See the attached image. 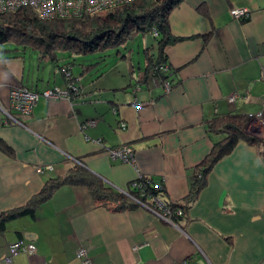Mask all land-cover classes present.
Returning <instances> with one entry per match:
<instances>
[{
    "label": "crops",
    "instance_id": "obj_1",
    "mask_svg": "<svg viewBox=\"0 0 264 264\" xmlns=\"http://www.w3.org/2000/svg\"><path fill=\"white\" fill-rule=\"evenodd\" d=\"M231 8L247 9L248 17L232 18ZM168 22L173 35L193 36L165 49L169 90L141 79L143 69L125 59L107 77L101 67L85 70L78 95L40 99L29 116L15 115L22 125L4 122L10 89L64 88V78L39 57L27 69L21 56L0 54V142L10 148L0 147V215L24 207L76 164L123 192L149 178L161 183L164 199L182 203L221 137L205 121L264 111V0H184ZM231 93L238 95L232 102ZM88 120L94 125L81 129ZM120 145L132 148L134 163L106 154ZM20 239L35 252L11 255L9 245ZM80 248L90 264H264V150L239 141L173 223L141 205L116 210L93 201L84 186L63 185L33 216L0 229V264H82Z\"/></svg>",
    "mask_w": 264,
    "mask_h": 264
},
{
    "label": "trees",
    "instance_id": "obj_2",
    "mask_svg": "<svg viewBox=\"0 0 264 264\" xmlns=\"http://www.w3.org/2000/svg\"><path fill=\"white\" fill-rule=\"evenodd\" d=\"M184 0H136L108 12L81 18H41L35 9L22 6L14 11L0 13V43H11L15 46L29 47L38 53V57L49 60L57 65V53L69 51L74 54L104 52L118 48L137 35H146L156 30V50L150 53L153 46L146 47L144 53V68L140 78L144 81L149 77L161 84L172 74L167 63L165 49L178 41L191 37L175 36L170 31L168 17L170 12ZM243 19V18H241ZM120 53L119 50H117ZM121 59L130 62V55H120ZM93 65H83L80 75ZM72 63L59 66L60 71L70 67L72 77L78 75L72 71ZM167 64L169 71H155L159 66ZM129 65H131L129 63ZM132 66V65H131ZM62 74V73H61ZM62 77L64 78L63 74ZM67 88V79L64 78ZM171 86V83H170ZM63 89V88H62ZM32 90V89H30ZM208 130L221 134L210 152L196 167L191 176L188 195L182 203L170 202L164 199V190H157L155 182L146 177H138L129 184L126 191L115 189L92 175L82 165L71 167L66 175L50 178L38 194L33 196L24 207L0 215V229L4 222L18 216L34 215L35 209L48 200L57 188L63 185L84 186L91 198L102 205H112L116 210L131 209L145 203L148 197H156L165 202L171 210L181 209L182 213L195 200L206 182V176L212 166L222 157L230 153L239 141L260 146L264 150V138L254 136L246 131L248 116L242 114L215 115L205 121ZM0 147L9 151L10 148L0 142ZM133 184H136L134 187ZM150 209V208H147ZM152 210V209H150ZM183 215V214H182ZM173 220L181 216L173 215Z\"/></svg>",
    "mask_w": 264,
    "mask_h": 264
},
{
    "label": "built area",
    "instance_id": "obj_3",
    "mask_svg": "<svg viewBox=\"0 0 264 264\" xmlns=\"http://www.w3.org/2000/svg\"><path fill=\"white\" fill-rule=\"evenodd\" d=\"M134 1L136 0H0V13L14 11L22 6H30L43 19H70L101 14ZM229 13L234 19H245L248 17L249 11L245 8H231ZM153 33L156 37V30L152 29ZM169 70V66L165 64L159 66L155 71L166 73ZM61 73L67 79V88L52 87L41 92L33 91L26 87L10 89L4 122L7 124L22 125L23 123L15 115L29 116L40 99L70 100L78 95L79 86L77 85V77H72L70 67H64ZM262 79L264 81V70L262 72ZM162 85L166 91L171 87L168 81H164ZM237 96L236 93H231L228 95L227 100L232 102ZM247 116L246 131L254 136H264V111L261 110ZM94 123L95 121L93 120L85 121L80 124V128L84 129L93 126ZM121 127L124 128L125 124L122 123ZM105 152L112 160L130 164L134 163V153L128 145L107 147L105 148ZM44 169H51V166H38L36 167V172L41 173ZM133 186L135 187L136 184H133ZM155 186L157 190H163L161 183H156ZM147 200V202L140 203V205L152 209V212L169 223H173V215L182 216L183 214L181 209L171 210L165 202L156 197H148ZM9 252L11 255L18 252L32 254L35 252V245L32 242H26L20 239L9 245ZM76 256L81 260L82 264H90V259L85 249L80 248Z\"/></svg>",
    "mask_w": 264,
    "mask_h": 264
},
{
    "label": "rangeland",
    "instance_id": "obj_4",
    "mask_svg": "<svg viewBox=\"0 0 264 264\" xmlns=\"http://www.w3.org/2000/svg\"><path fill=\"white\" fill-rule=\"evenodd\" d=\"M152 47L153 49L150 50V53H154L156 50V39L154 33L146 34V35H137L133 39H130L126 42V44L118 47L109 49L104 52H95V53H87V54H74L69 51H59L57 53V66L54 65L49 60H44V63H47L50 67L58 68V66H63L67 63L72 66V71L74 74L78 75V77L83 78L86 75H80L79 71L83 65H93L94 63L99 62L93 66L94 70H98L101 67V71H106L107 77L110 75L109 73H116L118 69L122 68V63H124L125 59H121L120 55H130V62L134 65L135 70L138 68L142 70L144 68V53L143 50L146 47ZM120 51V53L117 52ZM0 54L1 55H19L25 61V66L32 68L39 63L38 53L32 50L29 47L23 46H15V44L11 43H0ZM98 66V67H97ZM69 67V66H66ZM97 67V68H96ZM96 68V69H95ZM56 71H59L57 69ZM99 70V72H101ZM99 74V73H98ZM30 89H36V87H30Z\"/></svg>",
    "mask_w": 264,
    "mask_h": 264
}]
</instances>
